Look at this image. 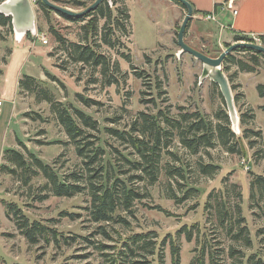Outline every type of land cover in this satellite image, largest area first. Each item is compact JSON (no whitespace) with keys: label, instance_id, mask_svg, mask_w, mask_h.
Returning <instances> with one entry per match:
<instances>
[{"label":"rangeland","instance_id":"rangeland-1","mask_svg":"<svg viewBox=\"0 0 264 264\" xmlns=\"http://www.w3.org/2000/svg\"><path fill=\"white\" fill-rule=\"evenodd\" d=\"M51 1L75 11L84 8L75 5L82 0ZM32 4L36 30L48 41L42 45L48 58L42 62L43 78L33 77L37 84L32 85L34 90L22 91L13 88V81L6 87L0 77V101L3 103L0 107V166L6 167L0 170V264H108L101 253L112 252L110 245H119L121 239L140 232L156 235L154 254L137 257L153 264H174L172 245L178 247V264H253L258 258L264 260V190L257 184L252 185L255 176L264 177V128L260 129L259 138H244L245 128L257 129L251 121L239 122L238 131L235 130L234 142L239 152H229L216 145L191 154L174 137L169 149L179 158L164 153L161 165L181 166L184 176L168 177L161 168L154 183H148L146 178L138 181L136 186L144 197L135 201L133 215L127 216L129 225L102 223L113 238L97 232V223L91 221L88 214L86 193L71 197L48 194L44 189L46 179L40 172L22 173L3 156L4 151L11 148L25 156L31 152L50 165L59 177L81 169V159L74 146L50 104L39 98L36 88L47 91L53 101L79 109L97 121L96 130L88 129V132L104 150L103 163L114 165V174L121 177L128 175L120 171L128 169L123 157L130 158L132 149L110 135L108 128L129 132L132 121L141 111L155 114L165 109L176 115L178 107H184L213 118L218 109L226 110L218 87L208 78L200 80L202 63L191 54L180 52L177 34L169 46L155 45L156 40L164 36L158 34L150 16L160 15V28L171 18L152 0H116L115 5L108 2L113 15L121 8L127 9L132 30L131 34L113 30L109 34L116 41L113 48L104 44L101 38L104 19L98 18L96 49L111 62L108 78H103L99 68L74 62L49 31L51 26L68 41L76 42L81 40V27L86 19L73 22L54 10H42L37 0H32ZM180 24L181 20L177 31ZM28 34L23 39L34 38ZM184 36L187 44L212 57L226 44L233 43L231 35H226L214 24L206 27L190 22ZM12 42L16 43L13 30L8 25L0 26V65ZM122 53L130 55V62L121 56ZM234 55L243 59L249 56L237 52ZM256 71L264 78V60H260ZM32 72L35 75L38 71ZM139 72L141 78L136 75ZM113 78L118 81L107 84L106 80L115 81ZM254 93L249 85L246 86V95L252 104L256 98ZM77 94L89 100L88 104ZM8 96L14 97V102ZM149 99H153L152 102H146ZM235 106L239 117L243 112L241 101ZM260 112L263 118L264 111ZM204 164L211 165L210 173L200 171V165ZM11 169L15 172H10ZM27 177L28 181H24ZM44 194H48L47 198L40 200ZM4 201L16 203L30 220L52 225L62 235L73 236L75 240H69L70 244L62 240L58 245L53 240L31 244L19 232L13 217L6 214ZM240 229L242 234L237 239L234 236ZM100 244L107 246L101 250L97 248Z\"/></svg>","mask_w":264,"mask_h":264},{"label":"trees","instance_id":"trees-1","mask_svg":"<svg viewBox=\"0 0 264 264\" xmlns=\"http://www.w3.org/2000/svg\"><path fill=\"white\" fill-rule=\"evenodd\" d=\"M87 1L90 4L94 0L76 1L75 5L86 7L88 5ZM111 2L115 5L116 0H111ZM175 2L178 3L177 1ZM37 3L42 10L50 9L40 0H37ZM59 14L73 22H80L85 19L87 21L81 27L83 30L81 40L76 42L68 41L58 30L49 26V31L55 41L62 44L64 51L74 62L86 64L92 68H99L103 78L110 77L111 62L107 56L99 53L96 49L98 36L97 21L98 18L104 19L102 26V30L104 31H102L101 38L105 45L113 48L116 41H113L109 35L113 30L114 32L118 30L119 32L132 33L131 24L129 26L128 23L130 14L127 9L121 8L116 15H113V9L109 6L108 1L103 0L94 10L82 17L68 16L63 13ZM7 25L12 29L11 17L0 13V26ZM127 25L130 29H127ZM234 40L253 41L249 35L240 34L234 35ZM259 40L264 45V34L259 35ZM119 43L123 46L121 42ZM227 46L228 44H226ZM235 52L247 53L249 56L243 59L236 57L234 55ZM121 56L130 62L131 59L128 53H122ZM261 59L264 60L263 53L246 47H240L232 53L227 54L222 63L223 71L227 72L230 68L229 66L234 64L240 71L254 72ZM114 66L117 69L118 65L116 63ZM136 75L140 78L142 76L140 72L136 73ZM227 77L232 91H234L235 85L231 82V74H227ZM114 80L107 79L106 82L107 84H111L118 81L117 79ZM33 84L37 86L35 79L28 75H23L18 80V88L22 91H33ZM212 84L217 86L213 82ZM256 88L258 95L264 97V83H259ZM37 92L40 99L50 104L55 118L62 125L69 141L74 146L76 155L81 159L80 171H72L59 177L50 165L43 163L33 153L29 152L25 156L23 152L14 148L6 149L3 156L11 161L15 165V168H19L22 173L29 171L40 172L46 179L44 189L48 190V194L71 197L75 194L86 193L89 197L87 210L90 220L97 223V232L106 236L110 235L102 223L129 225L127 216L133 215L135 201L144 197V193L136 186L138 181L146 178L148 183H154L161 168H164V172L168 177L176 178L177 176H184L185 173L181 166H171L168 165L169 163H166L167 165L163 167L161 165L164 153L172 155L177 159L179 158L169 149V145L174 137L191 154H197L202 149L215 147L216 145L222 146L229 152H239L237 143L234 142L235 133L231 129L227 109H218L215 111L213 118L203 115L199 110L188 111L184 107H178L176 115L169 114L165 109H159L155 114L141 111L132 121L129 132L108 128L110 135L115 137L120 143L127 144L132 149L133 157H123L129 166L128 169L126 171L123 170V172L120 171L121 174L128 175L121 177L120 174H114L116 172L114 165L103 163L104 150L96 145L93 139L94 135L88 132V129L96 130L97 121L79 109L72 107L71 109L59 102L53 101L47 91L42 88L40 90L36 88ZM217 92L222 98L219 88ZM41 94L42 97H40ZM76 96L88 104L89 100L83 99L80 94ZM238 99L239 94L234 93L235 105ZM152 100L149 99L146 102H152ZM253 118L254 114L252 110H246L240 113L239 122L246 124L252 121ZM261 134L260 129L245 128L243 137L259 138ZM249 142L252 143L253 141ZM19 144L26 148L21 141H19ZM132 153L130 152V154ZM4 168H6L5 165L0 166V170ZM211 169L212 167L209 164L200 165L202 173H210ZM10 172H15V169H11ZM24 181H28V177ZM254 184L259 185L264 190V177L260 175L255 176L252 185ZM48 194L41 195L40 200L47 198ZM4 204L6 214L13 217L17 229L31 244H37L41 240L45 243L53 240L57 245L62 240L64 243L70 244L71 241L75 240L73 236L62 235L52 225L36 219L30 220L16 203L4 201ZM229 227L231 229L232 225L230 224ZM241 234L242 229L234 237L238 239ZM110 238L113 237L110 236ZM155 238L156 235H152L150 232L131 233L125 239H121L118 242L119 245H110L109 247L112 249V252L101 254L105 257V261L108 264H153L151 261L140 260L137 257H145V254H154L157 244ZM187 238L188 240L190 239V233H188ZM246 242L248 243V240ZM106 246L100 244L97 248L103 250ZM171 252L174 257V264H178V247L172 245ZM253 264H264V260L258 258Z\"/></svg>","mask_w":264,"mask_h":264},{"label":"crops","instance_id":"crops-1","mask_svg":"<svg viewBox=\"0 0 264 264\" xmlns=\"http://www.w3.org/2000/svg\"><path fill=\"white\" fill-rule=\"evenodd\" d=\"M187 1L192 5L193 9L190 22L205 24L206 27L207 24H214L222 31L224 30L226 35H231L232 42H235L234 35L236 34H264V0ZM152 2L159 5L162 12L169 14L171 18L164 28H160V15L150 16L152 17L154 26L158 30V34L164 36V38H158L155 45L169 46L171 40L177 34L176 26L180 20L182 21L186 9L184 6L176 3L175 0H152ZM234 10L236 13H234ZM207 14L212 15V17L206 19L205 15ZM184 39L189 43L187 38ZM12 43V47L5 56V61L0 65V77H3L6 87L7 83L13 81V88L17 90L18 80L23 75L38 79L43 78L41 69L43 66L42 62L48 60V58L45 56L46 50L43 48V44L35 36L31 39L25 38L20 42ZM229 67L227 72L231 74V82L235 85V93L239 94L238 101H241L243 107L242 111L252 110L254 118L251 123H253L254 127L257 129L264 128V117L262 118L260 116V111H264V97L258 95L256 88L259 83H264V78L261 74L257 73L256 70L254 72L240 71L234 64H231ZM35 69L38 72L34 75L32 71H35ZM248 85L255 92L256 98L253 104L249 102L246 95V86ZM236 89L240 90V92H236ZM14 97H16L15 93ZM14 97L8 96V99L14 102ZM2 105L3 103L0 104V107Z\"/></svg>","mask_w":264,"mask_h":264},{"label":"water","instance_id":"water-1","mask_svg":"<svg viewBox=\"0 0 264 264\" xmlns=\"http://www.w3.org/2000/svg\"><path fill=\"white\" fill-rule=\"evenodd\" d=\"M40 1L56 12L73 17H82L90 11L94 10L103 0H94L80 11H75L67 7L58 5L51 0ZM106 1L111 2V0ZM175 1L183 5L186 9V13L181 21L176 35L177 45L180 49V52L189 53L202 63L200 80L208 78L211 82L215 83L218 86L231 122V129L235 133L234 125L238 128L239 117L234 102V94L230 86L228 77L222 69V63L227 54L232 53L235 49L240 47L253 49L264 54V45L240 40L235 41L225 47L215 57L206 55L205 53L187 44L184 40V35L193 14L192 5L187 0ZM0 13L4 14L5 16L11 17V26L16 42H20L28 33L36 36L37 30L35 25V12L33 9L32 0H3L0 2Z\"/></svg>","mask_w":264,"mask_h":264},{"label":"built area","instance_id":"built-area-1","mask_svg":"<svg viewBox=\"0 0 264 264\" xmlns=\"http://www.w3.org/2000/svg\"><path fill=\"white\" fill-rule=\"evenodd\" d=\"M234 13H236L235 10H234ZM205 17H206V19H208V18H211L212 15L207 14V15H205ZM249 36L253 39L254 43L261 44V43H260V40H259V35L251 34V35H249ZM35 37H36L37 39H39L40 42H41L42 44H46V43L48 42L46 36H45L44 34H42V33L37 32V34H36ZM253 41H252V42H253ZM0 104H1V101H0Z\"/></svg>","mask_w":264,"mask_h":264},{"label":"bare ground","instance_id":"bare-ground-1","mask_svg":"<svg viewBox=\"0 0 264 264\" xmlns=\"http://www.w3.org/2000/svg\"><path fill=\"white\" fill-rule=\"evenodd\" d=\"M234 129L236 130V131H238V128L234 125Z\"/></svg>","mask_w":264,"mask_h":264}]
</instances>
